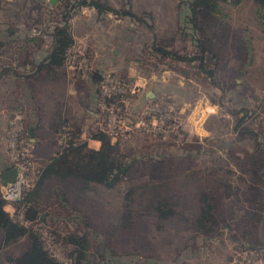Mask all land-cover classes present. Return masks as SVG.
<instances>
[{
    "label": "rangeland",
    "instance_id": "374dc122",
    "mask_svg": "<svg viewBox=\"0 0 264 264\" xmlns=\"http://www.w3.org/2000/svg\"><path fill=\"white\" fill-rule=\"evenodd\" d=\"M5 1L11 9H17V0ZM67 1L55 0V4L61 6ZM106 1L114 7L123 6L122 0ZM182 1L131 0V3L137 14L150 13L144 18L153 26L156 37L167 41L169 49L190 56L193 49L187 37L189 29L182 20L185 13ZM39 9L33 33L44 37L60 19L50 8ZM224 10L228 15L224 21L201 22L202 37L209 49L207 66L215 69L212 81L205 74H196L194 66L183 60L160 61L149 56L146 50L152 32L147 27L128 18H115L111 13L99 19L94 16V9L88 7L73 13L68 24L76 42L70 53L79 58L80 64H76L72 54L65 64V75L70 77L65 95V100L71 101L69 113L81 116V132L86 133L87 140L91 128L112 126L109 132L117 131L119 135L111 141L129 153L134 164L111 189L92 185L81 191L65 182L48 180L38 206L46 245L52 238L49 231L56 237L76 232L86 234V259L95 264L100 263L102 253L109 254L104 258H112L114 264H264V243L257 244L259 225L243 209L244 203L234 188L240 165L224 146L236 137L234 125L239 117H244L243 125L257 131L259 141L264 142V28L255 19L249 1L235 7L224 6ZM6 16L1 10L0 24L10 23L8 27L20 34L16 28L18 20L13 25L10 19L5 22ZM48 43L43 42V49ZM71 73L79 76V82L93 78L98 100L92 114L80 99L88 89L82 85L80 88L76 80L73 82ZM124 77L125 84H120V78ZM16 82L7 81L10 83L7 89L0 88V166L12 167L14 153L18 160L27 153L31 165L26 170L29 186H24L25 194L37 178V167L43 163L34 152L38 141L29 142L30 132H24L27 102L19 100L24 97L19 88L12 91L18 86ZM3 90H8V94ZM148 90L154 93L152 99L145 97ZM35 92L33 89V95ZM55 92L60 90L55 88ZM111 92L119 95L121 108L104 101ZM37 96L36 102L43 107V114L40 113L44 124L52 110L48 105L52 98L48 91L45 94L42 90ZM74 104L80 113L73 111ZM19 127L24 142L16 152L11 137ZM58 138L61 149V133ZM235 145L247 148L249 142L240 140ZM87 146L96 149L99 144L89 141ZM224 183L234 186L231 198L223 196ZM55 188L65 192L64 203L57 201ZM202 191L209 192L217 207L218 224L207 239L190 222L196 215ZM163 196L173 201L176 214L161 219L152 205L157 197ZM0 202L9 214L18 207L16 202H8L1 196ZM123 214L127 215V223L121 219ZM237 239L258 249L249 250ZM12 247L14 254H18L24 249L23 239ZM56 247V259L66 261L73 247L62 244ZM105 247L108 251H104ZM2 249L0 245V255Z\"/></svg>",
    "mask_w": 264,
    "mask_h": 264
},
{
    "label": "trees",
    "instance_id": "16d2710c",
    "mask_svg": "<svg viewBox=\"0 0 264 264\" xmlns=\"http://www.w3.org/2000/svg\"><path fill=\"white\" fill-rule=\"evenodd\" d=\"M35 2L46 3L47 0H33ZM69 1V0H68ZM63 2L61 6L51 8L55 16L60 21H57L56 27L51 31L53 43L47 57L39 64V69H45L49 74H57L59 69L65 66L74 40L72 38L68 21L74 12H77L81 7L94 9V16L100 19L103 15L111 13L115 18H128L130 22L147 27L152 32V38L148 44L147 52L149 56L158 58L160 61L164 58L170 60L185 61L194 66L195 73L205 74L210 81L214 79V68L207 66L208 47L205 45V40L202 37L201 22H216L224 21L228 16L224 13V6H239L244 1H249L255 19L258 24L264 28V0H184L182 1L183 24L186 26L189 33L187 37L190 39V45L193 52L190 56H181L175 50L167 47V41L158 39L153 32V26L149 24L144 16H150V13L143 15L137 14L132 9L131 0H122V7H114L106 0H74ZM4 10L5 13L13 15V11L8 6V1L0 0V13ZM182 10V11H183ZM14 31L12 28L4 29L0 32V55L1 50L9 48ZM3 37H7L2 38ZM37 37V36H33ZM250 48V47H249ZM249 48L247 51H249ZM208 51V52H207ZM20 55V54H19ZM211 55H209L210 57ZM21 60L24 58L19 57ZM76 64H80L79 58L76 59ZM9 67H3L0 71V77L10 73ZM121 84H125L126 80L120 78ZM99 100H101V97ZM98 100V99H97ZM122 100L119 95L110 93L105 97L107 105L116 109L122 107ZM108 107V106H107ZM264 110V104H263ZM243 113L247 114L246 109H242ZM244 117H239L234 125L236 137L231 142L224 144L228 155L235 159L240 165L239 176L235 180V187L231 183H224V197L231 198L234 188L237 189L241 201H243V209L251 213V220L258 223L259 233L257 244L264 243V142L259 141L257 131L249 126L243 125ZM68 123L70 134L68 135L65 145H61L58 151L48 162L37 167L39 170L34 185L29 187L28 191L23 194L22 199L16 202L18 206L24 203L23 220L25 223L15 221L10 214L3 209L0 202V245L2 253L0 255V264H95L86 259V234H78L70 232L64 236L54 235L52 231L50 235L51 242L57 246L71 245L73 247L67 254L66 261H61L54 258L46 248L45 239L42 236V228L39 225V202L42 196L44 185L48 180L54 182H65L69 186H75L78 190L86 191L92 185H101L107 189L114 188L128 174L134 164V159L129 153L122 151L117 142H112L110 136L106 133H96L91 137L100 142L97 149H92L87 146L86 142H81L77 139L78 129H74L67 121H59L57 124V132L62 134V126ZM24 126V132L27 127ZM62 136V135H61ZM243 140L249 142V147L245 148L235 145L236 142ZM239 149L238 153L237 150ZM0 179V183H1ZM28 187V186H27ZM234 187V188H233ZM60 188V187H59ZM55 188L57 195L56 199L60 203L65 202V192ZM198 209L196 215L191 222V226L196 232H200L207 239V235L217 226V207L213 197L208 191H202L198 196ZM175 204L169 197H157L152 209L157 213L158 218H167L175 215ZM121 219L127 223V215L123 214ZM182 219H187L182 217ZM227 226V230H228ZM23 239L24 249L18 254H14L12 246ZM238 240V239H237ZM238 241L249 250H257L255 246H248L244 240ZM55 245V246H56ZM252 247V248H251ZM5 250V251H4ZM104 251H108L105 247ZM137 255L136 253H133ZM104 254H100L99 264H114L112 258H104ZM106 255L105 257H108Z\"/></svg>",
    "mask_w": 264,
    "mask_h": 264
},
{
    "label": "crops",
    "instance_id": "0c3cea01",
    "mask_svg": "<svg viewBox=\"0 0 264 264\" xmlns=\"http://www.w3.org/2000/svg\"><path fill=\"white\" fill-rule=\"evenodd\" d=\"M11 3L12 2H9V4ZM15 6L17 7V9H11L13 11V15H9L6 13L7 16L5 22H8V20L10 19L12 24L14 25V22L18 20L16 24L18 23L19 26H16V24L15 26L21 33L19 34L17 32L16 34L14 28H12L14 34L13 38L11 39V43L9 44V48H4L3 50H1L2 53L0 55V71L3 67H9L11 71L6 76H4L5 78L0 77V88L5 89L6 85L8 86L10 84H7V81L12 82L13 80L14 82L18 80V83L16 82L18 86H14L12 91L19 88L24 95V97H21L19 100L27 102V107L25 106L27 108V111L25 110L24 122L27 125V130L30 132V139H28V141L31 143H35L38 141L34 151L36 158L42 159L43 162L41 161V163L44 164L45 162H48L58 151H60L57 124L61 120L69 122L75 130L79 128L77 135V139L79 141H87V143L89 141H93L100 145V142L93 139L92 137L87 140L85 138L86 133L81 132V116H75L74 114L72 115L69 113V111L71 110V101H66L65 95L67 96V85L69 84L68 78L70 77L65 75L66 66L60 68L57 74H49L47 70L39 69L38 67L50 52V48L53 43V38L50 33L54 26L50 29V32L46 34L47 36L40 37L39 35V37H33L34 25L39 21V19L35 17V13L40 11L39 7H43L45 9L58 7L56 6L55 1L52 3L51 0H47L46 5V3L35 2L33 0H17ZM35 7L38 9L37 12H35ZM30 10H33L34 13L33 11L31 13ZM9 24H0V32L4 29L11 28L8 27ZM2 38L6 39L7 37L2 36ZM47 38L49 39V43ZM72 38L74 40V46L76 41L73 36ZM43 42L48 43V46H46L44 49ZM72 55L73 59H77L74 57V53ZM19 57L24 58V60H21ZM96 70L97 69L92 70V76L96 72ZM71 74V80L73 82L74 80H76L80 88L84 86L83 89H85V87L88 89L86 96L80 97V99L83 101V105H87V112L89 114H92L97 100L95 90L96 87L95 83L93 82V78L89 81H86V79H82L79 82V76L76 75V73ZM52 82H55L57 85H50V83ZM55 88H58L60 92L54 93ZM33 89H35L36 91L34 95L32 93ZM39 90L44 91L45 94L46 91H48V94L52 98L48 104L52 106V110L50 115L47 117L48 119L44 120V124H41V122H43V118L41 115V113L43 114V107L38 101L36 102V96L38 95ZM3 91H7V94L9 92L8 90ZM148 91L145 93V97H147ZM73 111H78V113H80L79 107L75 106V104L73 106ZM8 168H10V166L8 165L0 166V172L5 171ZM33 185L34 182L32 183L31 187Z\"/></svg>",
    "mask_w": 264,
    "mask_h": 264
},
{
    "label": "built area",
    "instance_id": "2783aa9c",
    "mask_svg": "<svg viewBox=\"0 0 264 264\" xmlns=\"http://www.w3.org/2000/svg\"><path fill=\"white\" fill-rule=\"evenodd\" d=\"M102 99H104V97ZM104 101H105V99H104ZM112 128H113L112 126L102 127L100 129L91 128L90 137L96 133H106L107 135L111 136L110 139L118 137L119 132H117V131L116 132L114 131L111 133L109 132L110 130H112ZM61 131H62L61 135H62V139H63L62 144L65 145V142L67 141L68 135L70 134V127L68 126V123H65L62 126ZM20 136H22V128L21 127H19L18 131H15L11 137L12 145L14 147H16V152H17L18 148L22 147L23 142H24L23 138ZM22 155H23V157H21L20 160L17 159V154L14 153V156H13L15 163L13 164L12 167L17 168V176H16L15 180L11 181V182L2 181L0 183V196L4 200L11 202V203H15V202H18L19 200H21L22 196H23L24 186H27V185L29 186V184H28L29 179H27V177H26V170L30 167L31 161H30V158L28 157L27 153H25V154L23 153ZM24 208H25V205H24V203H22L18 207L12 209V213H10V216L12 217V219H14L16 217V218H18L17 220H19L21 223L24 222V220H23ZM50 243H48L46 245V248L48 249L49 253L50 254L52 253V256L56 258V256H54V254H55V251L57 250V247L51 241H50Z\"/></svg>",
    "mask_w": 264,
    "mask_h": 264
},
{
    "label": "water",
    "instance_id": "95a60500",
    "mask_svg": "<svg viewBox=\"0 0 264 264\" xmlns=\"http://www.w3.org/2000/svg\"><path fill=\"white\" fill-rule=\"evenodd\" d=\"M55 0H51L53 3ZM147 97L152 99L154 97V93L149 90L147 93ZM17 176V168L16 167H10L6 169L5 171L0 172V179L4 182H11L14 181Z\"/></svg>",
    "mask_w": 264,
    "mask_h": 264
}]
</instances>
